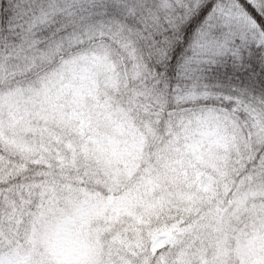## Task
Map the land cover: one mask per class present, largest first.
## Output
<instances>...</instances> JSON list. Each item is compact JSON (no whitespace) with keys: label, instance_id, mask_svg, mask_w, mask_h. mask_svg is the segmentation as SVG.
Returning a JSON list of instances; mask_svg holds the SVG:
<instances>
[{"label":"snow or ice","instance_id":"snow-or-ice-1","mask_svg":"<svg viewBox=\"0 0 264 264\" xmlns=\"http://www.w3.org/2000/svg\"><path fill=\"white\" fill-rule=\"evenodd\" d=\"M0 264H264V0H0Z\"/></svg>","mask_w":264,"mask_h":264}]
</instances>
